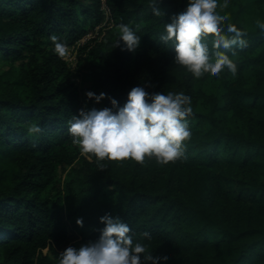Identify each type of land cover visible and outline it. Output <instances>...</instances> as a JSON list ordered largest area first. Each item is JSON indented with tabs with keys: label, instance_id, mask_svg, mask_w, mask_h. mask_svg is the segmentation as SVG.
I'll use <instances>...</instances> for the list:
<instances>
[{
	"label": "trees",
	"instance_id": "trees-1",
	"mask_svg": "<svg viewBox=\"0 0 264 264\" xmlns=\"http://www.w3.org/2000/svg\"><path fill=\"white\" fill-rule=\"evenodd\" d=\"M106 3L115 27L87 50L78 87L49 37L82 38L103 19L100 0H0V58L11 62L0 72V264H59L67 246L98 237L105 213L128 224L134 241L169 253L144 264H264V31L256 25L264 0L220 6L247 46L227 53L236 75L199 77L159 39L186 0H160L163 17L148 0ZM121 23L141 35L135 52L115 46ZM138 84L192 93L184 152L163 164L89 159L67 122L80 108L111 107L109 97L122 106ZM88 90L106 96L96 103ZM33 122L42 128L35 139Z\"/></svg>",
	"mask_w": 264,
	"mask_h": 264
},
{
	"label": "clouds",
	"instance_id": "clouds-1",
	"mask_svg": "<svg viewBox=\"0 0 264 264\" xmlns=\"http://www.w3.org/2000/svg\"><path fill=\"white\" fill-rule=\"evenodd\" d=\"M151 12L163 17L160 0H148ZM227 3V0H224ZM221 0H186L182 11L173 14L164 24L160 41L171 43L176 63L186 66L196 76L205 72L219 75L222 71L237 74V63L227 54H236L238 48L247 46L243 30L234 23H227L229 13L221 10ZM257 27L264 31V20H256ZM138 27V26H137ZM115 46L123 42L129 52L139 47L141 35L137 28L121 23L118 26ZM213 34L211 41L206 37ZM53 51L61 58L69 54V46L57 35H51ZM106 93L88 90L85 97L98 103ZM111 107L80 108L68 123L72 143L97 162L132 158L143 162L145 157L154 156L158 163H167L182 155L184 139L190 136L192 128L188 113L193 110L192 93L179 91L149 92L136 85L127 92L122 106L109 97ZM115 109V111H113ZM38 123H30L27 132L33 139L41 133ZM103 168L104 165L100 164ZM103 227L95 240L81 243L78 247L69 245L59 253V264H144L145 261H159L163 255L149 250L146 243L134 241L131 229L117 215L105 213L99 217ZM77 225L82 219L77 218ZM142 235L150 237L145 230Z\"/></svg>",
	"mask_w": 264,
	"mask_h": 264
},
{
	"label": "built area",
	"instance_id": "built-area-1",
	"mask_svg": "<svg viewBox=\"0 0 264 264\" xmlns=\"http://www.w3.org/2000/svg\"><path fill=\"white\" fill-rule=\"evenodd\" d=\"M100 11L103 15L102 21L95 25L92 30L87 31L82 38L74 42L69 46V54L62 59L68 66L74 65L77 59V53L81 48L89 49L95 41H100L99 35L105 34L106 29L113 26V17L110 8L108 7L106 0H100Z\"/></svg>",
	"mask_w": 264,
	"mask_h": 264
},
{
	"label": "rangeland",
	"instance_id": "rangeland-1",
	"mask_svg": "<svg viewBox=\"0 0 264 264\" xmlns=\"http://www.w3.org/2000/svg\"><path fill=\"white\" fill-rule=\"evenodd\" d=\"M228 5L230 6L233 3V0H227ZM225 4L224 0H221V5ZM115 27V22H113V27ZM111 28V29H112ZM99 38L103 39L104 36L99 35ZM88 49H84V50H79L77 53V59L74 63V65L69 66V68L71 69L72 73H73V81L75 83V85H77L78 87L80 86V76L79 73L82 71V66L84 64V59H90V56L88 55L87 52ZM11 62L4 60L2 58H0V72L7 70L8 68H10ZM15 67L17 66L16 63L13 64ZM67 171H63L61 170L60 174L58 175L59 180H63L65 179ZM54 193V192H52Z\"/></svg>",
	"mask_w": 264,
	"mask_h": 264
}]
</instances>
